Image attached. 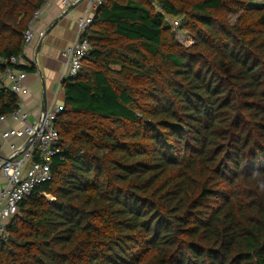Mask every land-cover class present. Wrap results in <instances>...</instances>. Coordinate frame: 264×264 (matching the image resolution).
<instances>
[{
    "label": "trees",
    "instance_id": "1",
    "mask_svg": "<svg viewBox=\"0 0 264 264\" xmlns=\"http://www.w3.org/2000/svg\"><path fill=\"white\" fill-rule=\"evenodd\" d=\"M45 1L0 0V116ZM85 37L0 264H264V3L103 0Z\"/></svg>",
    "mask_w": 264,
    "mask_h": 264
},
{
    "label": "built area",
    "instance_id": "2",
    "mask_svg": "<svg viewBox=\"0 0 264 264\" xmlns=\"http://www.w3.org/2000/svg\"><path fill=\"white\" fill-rule=\"evenodd\" d=\"M49 1L46 0L42 8L33 14L23 33L24 48L32 42L35 36L33 23L48 6ZM84 2L82 13L75 20V36L61 52L63 68L58 86L47 102L45 111L39 114L35 122H29L27 112L22 109L21 94L28 91L24 82L26 73L8 67L2 75V79L17 96V107L12 113L0 116V124L11 119L17 126L4 130L0 128V139L22 138L23 144L16 146L11 143L8 157L0 159V173L5 178V183L0 188V246L8 238L7 223L18 212L22 199L28 196L35 186L51 179L53 157L61 150L58 131L54 124L64 109V105L57 102L58 91L64 80L77 75L82 67V61L89 54L90 44L85 33L91 27L95 11L103 0ZM61 3L64 9L71 5L70 0H61ZM21 58L22 56H13L5 62L19 65L22 62Z\"/></svg>",
    "mask_w": 264,
    "mask_h": 264
},
{
    "label": "crops",
    "instance_id": "3",
    "mask_svg": "<svg viewBox=\"0 0 264 264\" xmlns=\"http://www.w3.org/2000/svg\"><path fill=\"white\" fill-rule=\"evenodd\" d=\"M70 1L71 4L76 2V0ZM84 4L85 2L83 0L71 7L67 14L52 27L49 34L45 36L37 54L36 47L41 36L46 31L49 24L66 10V8L64 9L61 0H50L48 6H46L38 19L33 23L35 36L32 42L24 48L21 58L22 62L20 63L21 65H33L35 67L34 71L26 73L24 82L28 91L21 94L22 109L27 112L29 122H35L38 119L41 113L43 95L46 98L47 104L58 86L63 68L61 52L75 36V20L82 13ZM57 102L63 104L61 88L58 91ZM16 126L17 123L11 119H7L0 124V128L3 130ZM11 143L16 146L22 145L23 139H0V159L8 157ZM4 183L5 178L0 173V188Z\"/></svg>",
    "mask_w": 264,
    "mask_h": 264
},
{
    "label": "water",
    "instance_id": "4",
    "mask_svg": "<svg viewBox=\"0 0 264 264\" xmlns=\"http://www.w3.org/2000/svg\"><path fill=\"white\" fill-rule=\"evenodd\" d=\"M83 0H76L75 3L71 4L68 8H66V10H64L57 18H55L50 24L49 26L47 27L46 31L44 32V34L41 36L38 44H37V47H36V54L37 52L40 50V47L42 45V42L45 38V36L47 34H49L50 30L52 29V27L64 16L67 14V12L71 9V7L75 6L77 3L81 2ZM45 108H46V98L45 96L43 95V101H42V107H41V112H44L45 111Z\"/></svg>",
    "mask_w": 264,
    "mask_h": 264
},
{
    "label": "rangeland",
    "instance_id": "5",
    "mask_svg": "<svg viewBox=\"0 0 264 264\" xmlns=\"http://www.w3.org/2000/svg\"><path fill=\"white\" fill-rule=\"evenodd\" d=\"M251 4L260 5L264 3V0H250ZM237 15L231 14L229 16V20L231 23H233L236 20ZM180 37L185 40L184 33H180ZM185 43H188L187 40H185Z\"/></svg>",
    "mask_w": 264,
    "mask_h": 264
}]
</instances>
